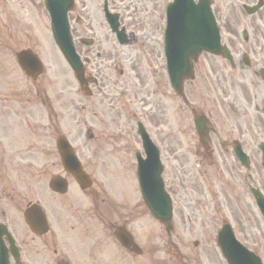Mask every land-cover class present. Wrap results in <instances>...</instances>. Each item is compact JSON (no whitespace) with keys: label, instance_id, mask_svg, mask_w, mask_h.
I'll list each match as a JSON object with an SVG mask.
<instances>
[{"label":"flooded vegetation","instance_id":"af4514ba","mask_svg":"<svg viewBox=\"0 0 264 264\" xmlns=\"http://www.w3.org/2000/svg\"><path fill=\"white\" fill-rule=\"evenodd\" d=\"M167 1L150 0L152 15L159 16L160 6ZM81 3L82 0H74L76 19H80ZM211 4L215 16L222 22L223 39L233 52L240 53L244 49L252 55H264V0H211ZM254 6L258 8L252 13H247L244 8ZM228 14L234 15L229 22L232 19L235 30L222 19V15ZM238 25L245 28L246 40H243L242 32L238 35ZM40 26L45 35V16L40 0H0V264H77L76 244L69 242L64 227L69 221L74 234L70 233L72 240L75 241L78 234L77 244L82 247L90 244L87 264H121L112 259L118 255L121 259L127 255L135 260L139 257L133 247L138 243L136 226L140 217L137 222L131 217L139 216L134 210L140 208L127 209L124 200L120 199L124 191L107 176L100 179L96 174L99 141L103 138L121 140L119 132L122 128H117V137H114L115 131L104 130L103 124L108 121L113 124V121L107 117L102 105L95 102L91 103L85 118H77L71 112H65V115L60 110V103L56 104L61 100L60 91L51 99L45 80H39L40 76L31 80L19 73L17 56L21 52L30 50L39 59H44L45 40ZM249 60L248 71L252 70L253 75L260 77L264 60H260V65ZM237 64L243 66L241 62ZM252 81L255 90L260 87L262 92L255 97L259 102L254 106L256 111L246 114L241 109V117L247 119L245 126L233 127L223 136L214 132L213 138H207V150L200 154L202 179L199 187L201 195L206 191L214 198L213 210L207 203L203 204L205 209L201 216H205V226L213 227L217 232L228 220L236 239L264 262V215L253 195L255 189L264 197V159L260 151V145L264 146L261 144L264 143V79H257L259 85ZM54 86L56 81H49V87ZM151 110L153 108L149 110L150 116ZM63 133L83 169L87 166L89 184L80 189L68 180L66 191L61 194L55 191V182L62 176L66 180L69 177L63 172L56 149V140ZM233 140L240 142L239 147L246 156L242 162L235 153L234 146L237 145ZM212 147L215 156L208 150ZM206 164L211 168L208 171ZM212 172L215 174L211 175ZM180 174L183 176L184 172ZM175 176H168L170 180L166 185L174 204L175 195L182 191L177 182V179L182 181L179 172ZM211 176L216 178L212 180ZM191 187L195 189L197 184L192 183ZM114 195H117L116 200L110 197ZM174 204L173 208L177 209ZM32 205L39 207L44 220V223L32 224L35 232L24 216ZM188 213L184 219L181 216L180 227L190 226H186L184 220L193 221L189 220ZM208 220L212 222L208 223ZM61 239H65L63 244ZM173 243L170 238L167 240L172 254L168 264H173L174 255L178 263H200L199 256L188 262V257ZM101 248L102 263L97 259Z\"/></svg>","mask_w":264,"mask_h":264},{"label":"rangeland","instance_id":"374dc122","mask_svg":"<svg viewBox=\"0 0 264 264\" xmlns=\"http://www.w3.org/2000/svg\"><path fill=\"white\" fill-rule=\"evenodd\" d=\"M93 1L97 2L98 0H82L79 9L80 19H76L75 13L69 14V17L71 19L72 32L77 39L93 35L96 37L94 41L95 44L90 48H79V51L84 55H88L87 58L90 60L95 58L92 65H86L85 74H94L99 81H103L104 88L102 90L104 93L96 92L98 88H94V90H92L95 95L88 98L89 100L84 98L86 95L78 90V84L69 67L52 47L48 32L46 31V36L44 35L42 30L43 21L40 30L45 40V53H42L47 63L46 78L48 77L50 78L48 80L56 81V86L49 87V81L46 80L47 87L49 88V95L52 99L56 97L55 94L60 91V101L62 103L58 100L56 104L60 103V110L65 115V112L71 111L77 113L78 116H86L89 113L87 106V104H90L89 102H95L98 106L102 105L101 107L106 112L107 117L115 124L113 125L108 121L103 124V129L107 132L115 131L114 137L119 136V134H117L118 127L120 128L125 125L127 128H134V126H132L133 122L128 118L130 116L133 117V114L137 112L138 109L145 106L143 100L148 101V106L153 108V110H151L153 111L151 116L149 108L144 111L145 114L142 109L139 111L146 117L145 120L150 125L149 128L152 131V135H154L162 145V152L166 156L164 163L165 175L175 176V173L179 172V176H181L182 180L180 181L176 178L177 182L182 187V191L179 195H175V205H177L178 208L175 209L174 213V231L171 235V240L178 245L180 252L188 257V262L199 256V259L206 264H224L219 257L214 242L212 243V229H209L210 226H205V216L204 218L201 216L205 209L203 204L206 203V197L202 196L200 193L196 160H200L202 157L200 155L193 156L192 151L185 147L187 146L189 148L190 141L194 140L192 136V125L190 123L191 116L182 104L180 98L166 88L164 71L161 69L162 59L159 56V51L156 50L152 42V38L157 36L156 30H153L154 25H156L157 21L159 25L161 23V19L159 18L160 11L159 16L152 15L150 0H115L116 9L122 14V23H124L126 27L129 26V29L134 30L139 38L135 44L130 46L116 47L119 53L117 57L119 65L114 71L110 72L103 66L104 63L102 59H108L109 49L100 25V18L93 8ZM156 7L159 10V5H156ZM153 8L155 7L153 6ZM144 14L146 15L145 18ZM232 16L234 15H222V19L234 29L232 19L231 22H229ZM39 21L41 22V20ZM38 22L36 28L38 27ZM97 42L99 45H97ZM86 50H88L90 54L87 53ZM95 50L99 53H103V57L97 58L96 53H94ZM103 51L107 52L106 55H104ZM257 59L258 58L255 57V60ZM57 61L60 63L58 64ZM119 69H122L123 72L117 73ZM228 73H232L233 76ZM253 78L254 76L251 75L250 71L242 70L241 72L239 71V73L238 71H229L226 61L220 58L201 56L197 65H195V79L192 83L184 84V93L196 108H199L204 113L210 114L209 119L214 128H218L223 134H228L230 125H234L235 127L246 125V123H244L246 119H241L238 116L241 115V108H243L245 113H249L250 108L247 107L248 98L245 95L247 87L245 86L248 85L250 81L252 83ZM119 82L123 83L119 85L123 89H126L124 97L122 95L121 97L124 98L123 102L127 106L126 111L129 112L130 115L125 118H123L122 114L119 112V110L121 111L119 103L113 102V100L108 97L109 89L114 87L115 83ZM254 82L256 81L254 80ZM249 89L252 91L251 95L256 94L252 87L249 86ZM258 90L259 92L261 91L260 87ZM96 95L102 99L100 102L96 100ZM232 105L234 106L232 107ZM119 142L121 143L120 140H107L106 138L99 141V148L96 149L98 153L97 158L99 160L96 174L100 178H102V176H107L109 180L110 178L113 179L116 184L118 182L119 189L124 190V195H121L120 199L124 200L125 206L132 211L134 210L135 201L131 198L132 188L128 182L129 176L119 169L117 163L119 160L122 161L123 158L129 161H132V158L131 156L127 157L126 152H128V147L121 145ZM206 168V171L211 169L207 164ZM183 172L184 175L182 176L180 173ZM213 174L214 172H212L211 175ZM215 178V176L210 177L212 180ZM192 183L197 184L195 189L191 187ZM112 198L116 200L117 195L112 196ZM142 210L141 208L138 211L134 210L138 212L139 216L131 217V220H136V222L140 217L139 224L136 226L138 240L146 250H149V252L147 251V256L145 255L146 257L141 259L140 264H168L171 261L170 256L172 254L164 245L167 238L166 234L162 231V228L152 227ZM187 212H189V220L191 219L193 221L186 222L184 220L186 226H190L186 228L180 227L182 225L180 218L182 216L184 219L183 216L186 215ZM199 222L203 225L200 226ZM207 222L210 223L212 221L208 220ZM70 226V221L64 223V227L68 232L67 238L71 244L75 245L76 242H74L72 240L73 238L70 236V233L73 234ZM146 228L148 229L147 231ZM152 228H154V230H151ZM75 239L78 241L80 236L76 234ZM105 239L107 238L105 237ZM204 239L206 241L210 240V244H206ZM64 240L65 239H61L62 244ZM195 240H199V244L193 245ZM154 245L157 247H154ZM89 246L90 244L85 247L84 255L87 259L83 260L84 264H87L88 255L86 257V254L90 251ZM150 253L152 255L151 257ZM173 253H176V248H173ZM114 257H112V259ZM177 261L178 258L174 255L173 264H182L180 261L179 263ZM205 263L201 262V264ZM79 264H81V262H79Z\"/></svg>","mask_w":264,"mask_h":264},{"label":"water","instance_id":"95a60500","mask_svg":"<svg viewBox=\"0 0 264 264\" xmlns=\"http://www.w3.org/2000/svg\"><path fill=\"white\" fill-rule=\"evenodd\" d=\"M208 40H206V43ZM199 49L197 48L190 51L187 54V58L190 56L195 57L199 53ZM170 76L172 79L173 86L176 90L180 87V82L183 77H185V72L180 69V72L178 76L175 75V72L173 70H170ZM220 249L222 251L223 257L226 259L228 264H255L254 262L250 261V258L248 257V253L243 250L239 249L236 245H220ZM240 259V260H238Z\"/></svg>","mask_w":264,"mask_h":264}]
</instances>
